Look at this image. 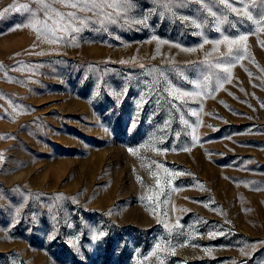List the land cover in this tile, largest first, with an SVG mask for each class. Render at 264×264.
I'll list each match as a JSON object with an SVG mask.
<instances>
[{
    "label": "rangeland",
    "instance_id": "rangeland-1",
    "mask_svg": "<svg viewBox=\"0 0 264 264\" xmlns=\"http://www.w3.org/2000/svg\"><path fill=\"white\" fill-rule=\"evenodd\" d=\"M0 264H264V0H0Z\"/></svg>",
    "mask_w": 264,
    "mask_h": 264
},
{
    "label": "snow or ice",
    "instance_id": "snow-or-ice-1",
    "mask_svg": "<svg viewBox=\"0 0 264 264\" xmlns=\"http://www.w3.org/2000/svg\"><path fill=\"white\" fill-rule=\"evenodd\" d=\"M225 71H227V69H225Z\"/></svg>",
    "mask_w": 264,
    "mask_h": 264
}]
</instances>
